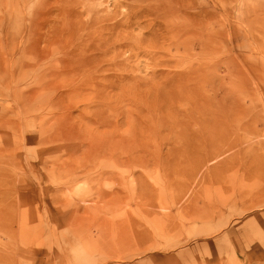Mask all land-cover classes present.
Segmentation results:
<instances>
[{"label":"rangeland","instance_id":"1","mask_svg":"<svg viewBox=\"0 0 264 264\" xmlns=\"http://www.w3.org/2000/svg\"><path fill=\"white\" fill-rule=\"evenodd\" d=\"M189 1L81 72L61 6L0 0V264H264V0Z\"/></svg>","mask_w":264,"mask_h":264},{"label":"bare ground","instance_id":"2","mask_svg":"<svg viewBox=\"0 0 264 264\" xmlns=\"http://www.w3.org/2000/svg\"><path fill=\"white\" fill-rule=\"evenodd\" d=\"M53 1H54V4H58L59 9L61 6V10H60L61 14H60V17L58 18V24H59V26H58L59 30H57L58 36L61 39H66L69 37V41H72L71 45L69 46L70 50L67 49V51H71V53L68 54V58H65L64 61L62 60L63 62H61V64H67L68 65L69 62H72V61H68L70 58L75 59V60H77L76 63L78 65V71H81V72H84L87 70L93 71L94 70L93 67L96 66L95 64H97L101 59H103L102 58L103 54H105L106 52L101 51V50H103L101 48L105 45L101 46V44L104 43V42H102V43L99 42V41H101L100 40L101 38L99 39V37H101L102 32L99 33V32H97V30L101 29V31H102L103 30L102 28L105 27V25L108 26L110 22H111V29H113V30L110 29L111 31H118V30L119 31H121V30L125 31L126 29H129V28H132L131 30H133V27L134 28L138 27L141 25L142 22H147V21L151 20L152 18L158 19L160 21L161 19H164V18L166 19L169 17H174L175 14L177 12H179L180 10H183L185 12L184 16L187 17V18H185V20L188 19V16L190 17V15L188 13V8H189L188 5L190 4L189 0H167L166 2H163V0H128V2H126V3L118 2L115 0H107L106 2H103L101 0H92V1H97V2L92 4L91 7L88 6L90 8H87V9H83L82 8L83 5H81V4L83 2L89 1V0H63V1L53 0ZM171 3H173V5H171ZM72 4H74L75 7L78 6L79 9L76 10L73 7L71 8L70 6H72ZM80 5H81V7H79ZM189 6H191V4ZM101 7L102 8L104 7V8L101 9ZM81 18L82 19L86 18V19L82 20ZM117 18H118V20H116ZM159 18H161V19H159ZM188 21H189V19H188ZM156 22H157V20H156ZM171 22H172L171 20H165L162 23V20H161V23H162V26L164 27V30L168 31V33H169V31L174 32V30H175L174 23H171ZM152 24H154V23H152ZM152 24H151V27H152ZM158 24L159 23L157 22V25ZM95 25H96L97 29H95L96 31H94L93 30L94 28H93L92 29L94 31L93 33H91L92 31L90 33H87V34L80 33L81 31L85 30L86 28H89V27L92 28ZM187 25H190V24H187ZM183 26H185V25H183ZM105 28H108V27H105ZM109 28H110V26H109ZM115 29H117V30H115ZM182 29H184V28H182ZM182 29L180 27H177L176 32L177 33L180 32L179 34H181ZM108 31H109V29H108ZM119 31H118V33H120ZM122 31H121V33H122ZM109 33H110V31H109ZM112 34H113V32H112ZM116 35H118V34H116ZM86 38H88V39H86ZM125 38H127V37H125ZM155 38L157 39V37H155ZM128 40H130V39H128ZM85 41H88L91 43V44L88 43V45H87L88 49H85L86 52L90 53L89 57L84 56L85 50L81 51V52H78L79 51L78 50L76 52L75 48L73 47V45H75L74 42H78V43L80 42L81 44H83ZM104 41H106V40L104 39ZM111 42L113 43V40H111ZM115 42L113 45L114 47L117 44V43L115 44ZM129 42H131V41H129ZM106 43L110 46V43H108V42H106ZM120 46L123 47V44ZM110 48H111V46H110ZM114 57H115V55H114ZM68 66H71V65L69 64ZM181 76H180V78H181Z\"/></svg>","mask_w":264,"mask_h":264},{"label":"clouds","instance_id":"3","mask_svg":"<svg viewBox=\"0 0 264 264\" xmlns=\"http://www.w3.org/2000/svg\"><path fill=\"white\" fill-rule=\"evenodd\" d=\"M70 264H103L104 257L98 249L84 246L78 242L68 245Z\"/></svg>","mask_w":264,"mask_h":264}]
</instances>
